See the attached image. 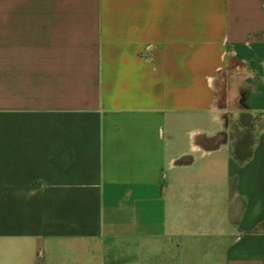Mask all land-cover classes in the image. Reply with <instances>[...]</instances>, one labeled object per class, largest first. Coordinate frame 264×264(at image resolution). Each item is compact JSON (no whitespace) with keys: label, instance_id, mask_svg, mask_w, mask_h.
<instances>
[{"label":"crops","instance_id":"1","mask_svg":"<svg viewBox=\"0 0 264 264\" xmlns=\"http://www.w3.org/2000/svg\"><path fill=\"white\" fill-rule=\"evenodd\" d=\"M0 264H264V0H0Z\"/></svg>","mask_w":264,"mask_h":264},{"label":"trees","instance_id":"2","mask_svg":"<svg viewBox=\"0 0 264 264\" xmlns=\"http://www.w3.org/2000/svg\"><path fill=\"white\" fill-rule=\"evenodd\" d=\"M254 122L255 118L251 114H241L234 123L231 154L239 162H244L252 156Z\"/></svg>","mask_w":264,"mask_h":264}]
</instances>
